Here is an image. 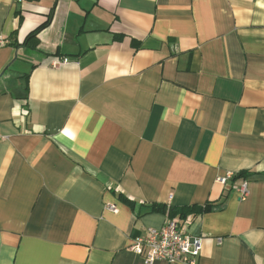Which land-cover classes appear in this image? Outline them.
<instances>
[{"label":"crops","instance_id":"0c3cea01","mask_svg":"<svg viewBox=\"0 0 264 264\" xmlns=\"http://www.w3.org/2000/svg\"><path fill=\"white\" fill-rule=\"evenodd\" d=\"M0 39V264H147L208 204L197 264H264V0H0Z\"/></svg>","mask_w":264,"mask_h":264},{"label":"built area","instance_id":"2783aa9c","mask_svg":"<svg viewBox=\"0 0 264 264\" xmlns=\"http://www.w3.org/2000/svg\"><path fill=\"white\" fill-rule=\"evenodd\" d=\"M28 0H15L23 4ZM0 45H3L0 39ZM235 175L229 173L219 181L226 185L234 180ZM241 198L247 194V185L243 184L238 188ZM109 210L116 212L114 206ZM194 217L192 214L185 219H169L160 228H147L144 233L136 238L132 251L143 258L147 264H154L157 261L166 264H197L198 258L203 250V239L191 234L190 228Z\"/></svg>","mask_w":264,"mask_h":264},{"label":"trees","instance_id":"16d2710c","mask_svg":"<svg viewBox=\"0 0 264 264\" xmlns=\"http://www.w3.org/2000/svg\"><path fill=\"white\" fill-rule=\"evenodd\" d=\"M46 26V24L38 27L35 31H33L29 37V38H32V37H35L41 30H43V28ZM246 173H240L239 175H237L235 177V179L237 178H241V177H245ZM156 211H162V212H165V213H170L171 215V218L173 219L174 217H178L180 219H185L187 216H189L190 214H200L202 212H205V211H208L209 209H211V205L208 204L206 205L205 207H202V208H197V207H185V208H167V207H155L154 208Z\"/></svg>","mask_w":264,"mask_h":264}]
</instances>
